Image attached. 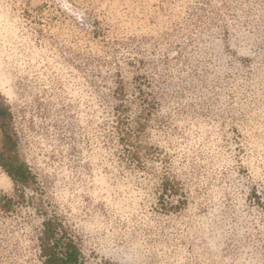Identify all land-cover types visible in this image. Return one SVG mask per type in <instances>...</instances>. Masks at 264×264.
I'll return each instance as SVG.
<instances>
[{"label": "rangeland", "instance_id": "obj_1", "mask_svg": "<svg viewBox=\"0 0 264 264\" xmlns=\"http://www.w3.org/2000/svg\"><path fill=\"white\" fill-rule=\"evenodd\" d=\"M73 246L264 264V0H0V264Z\"/></svg>", "mask_w": 264, "mask_h": 264}, {"label": "trees", "instance_id": "obj_2", "mask_svg": "<svg viewBox=\"0 0 264 264\" xmlns=\"http://www.w3.org/2000/svg\"><path fill=\"white\" fill-rule=\"evenodd\" d=\"M8 174L13 178V180L15 181H19L21 178H19V176H16L14 173L12 172H8ZM79 251L73 246L72 250L66 251L65 255H63L62 257H58L57 254L55 252H52L49 254V260L47 261V264H51V260L52 259H58L60 261H62V264H71V263H76L78 261V256Z\"/></svg>", "mask_w": 264, "mask_h": 264}]
</instances>
